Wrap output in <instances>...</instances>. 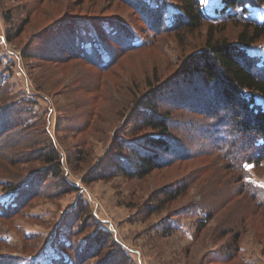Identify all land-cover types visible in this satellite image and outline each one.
<instances>
[{
  "label": "rangeland",
  "instance_id": "obj_1",
  "mask_svg": "<svg viewBox=\"0 0 264 264\" xmlns=\"http://www.w3.org/2000/svg\"><path fill=\"white\" fill-rule=\"evenodd\" d=\"M199 1L208 21L184 32L172 30L181 0H0V128L16 127L0 157V264H264V206L213 145L225 130L214 113L231 114L181 72L210 35L238 44L239 21H263L264 4L246 2L234 21L222 0ZM78 40L97 58L71 55ZM247 52L264 74V42ZM145 108L170 116L178 154L128 179L114 163L155 135L139 127ZM246 171L264 188V161ZM31 178L25 197L5 188Z\"/></svg>",
  "mask_w": 264,
  "mask_h": 264
},
{
  "label": "trees",
  "instance_id": "obj_2",
  "mask_svg": "<svg viewBox=\"0 0 264 264\" xmlns=\"http://www.w3.org/2000/svg\"><path fill=\"white\" fill-rule=\"evenodd\" d=\"M246 2L253 6L264 4V0H222V9L218 13L235 21L239 16L238 12H234L236 9L240 8L244 13L248 11L245 6ZM160 18L162 21V17ZM7 19L10 20L8 15L5 16L6 21H8ZM242 19L239 21L241 22L242 32L238 35V44L214 39V36L210 35L209 40L206 42V50L197 54V57L190 59L181 72L183 81L188 80L187 83L197 82L201 84L204 90L209 91V93L212 92L210 95L218 94L217 98L224 102V109L231 115L230 118H225L218 112H213L219 121V126L225 129L223 133H219V136L214 138L213 145L219 148V151L224 155V159L231 163L232 168L243 173L244 188L250 192L252 198H255L260 206H264V188L254 186L251 182L245 180L247 166L254 165L258 167L264 161V74L256 70L253 59L247 52L249 46L261 40L264 42V20L257 21L244 18V16ZM206 21L208 19L199 0H181V12L174 19L172 30L195 32ZM77 45L80 46L79 40ZM78 46L70 51L71 55L77 54L81 50L79 55L84 59L90 61L97 58V56L93 58L90 53L83 51L82 47L78 48ZM97 54L99 58L102 57L101 53ZM177 86H179L178 82L174 83L172 89L174 90ZM193 92H185L188 100L193 98V96L190 97ZM257 95L262 97L263 102L260 103L256 99ZM172 96L179 102L187 99L178 90L172 92ZM146 106H150V104L146 103ZM169 119L170 116L158 113L156 109L147 110L145 108L142 110L139 127L147 128L155 135L145 137L140 142L131 145L129 148L131 155L129 163L121 164L118 161L114 163L115 171L118 174L128 179H144L167 162L162 157L178 154L175 146L168 138L170 134ZM13 126L9 127V131L0 128V157L6 146L3 135L6 133L15 135L16 130L14 129L16 127L13 128ZM10 148L9 150L12 151V147ZM43 157L50 165L59 164V157L53 150L45 151ZM57 171L59 170L54 168L52 173L57 176ZM32 181L33 178L21 184H12L5 188L9 192L14 191L17 199H19L28 194ZM184 191L185 187L168 192L167 201L176 200ZM23 203H26L25 200H23ZM13 212L16 213L17 210H8L2 215H9ZM212 218L213 212L211 210L207 211L206 220L209 221ZM202 226L204 227V223ZM173 231L174 229L171 226H166L163 230L164 235L172 234ZM234 236L235 241L239 239V233L234 234Z\"/></svg>",
  "mask_w": 264,
  "mask_h": 264
}]
</instances>
